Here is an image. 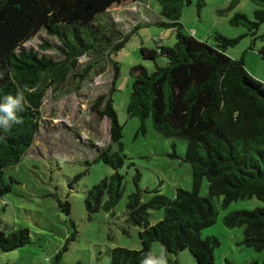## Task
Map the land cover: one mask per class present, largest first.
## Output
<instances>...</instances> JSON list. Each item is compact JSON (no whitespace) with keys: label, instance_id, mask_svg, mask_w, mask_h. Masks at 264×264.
Segmentation results:
<instances>
[{"label":"trees","instance_id":"1","mask_svg":"<svg viewBox=\"0 0 264 264\" xmlns=\"http://www.w3.org/2000/svg\"><path fill=\"white\" fill-rule=\"evenodd\" d=\"M121 1L0 0V103L9 95L24 98L21 109L16 110L22 122L12 124L8 131L0 126V198L12 191L15 182L13 178L7 182L5 171L16 167L41 135L42 107L48 91H78L84 82L112 65L109 92L98 96L90 111L99 121L109 120L110 143L106 148L96 147V161L111 167L114 173L87 191L85 206L91 219L99 212H114L121 201L124 176L120 170L127 156L123 126L113 99L120 68L112 56L122 50L136 28L123 34L116 23L108 24L103 19ZM240 1L232 0L228 9L220 13H230ZM156 2L160 7L158 24L175 29L176 42L172 47L159 44L157 50L142 49L144 59L153 61L154 70L148 72L141 65L131 68L133 83L127 111L143 126L151 119L154 130L163 137L187 142L182 161L192 167L193 188L177 189L173 198L159 190L143 192L137 172L136 191L129 195L126 205V226L141 229L142 247H116L108 253L111 264H142L158 242L167 255V264H178L170 257L183 251H188L196 264H216L214 249L219 246L218 239L201 236L202 230L218 219L213 200L221 197L223 208L253 198L264 203V83L248 72L243 58L227 54L242 37L228 38L216 32L197 39L183 34V10L193 0ZM251 3L253 20L234 13L229 22L234 27H244L245 35L255 39L264 23V0ZM196 6L204 8L206 0H197ZM41 31L59 42L57 46L44 41L43 51L55 49L61 59L25 47ZM260 53L264 56V47ZM83 56L94 60L81 64ZM161 57L164 60H159ZM174 157H178L176 153ZM204 180L208 182L206 197L200 193ZM145 194L151 195L147 201ZM60 207L68 216L71 214L69 202H60ZM158 210H164V217L152 224L151 211ZM223 223L227 228H243L242 244L264 251V207L230 212ZM76 234L77 231L73 240ZM30 243L29 229L5 232L0 220V251L13 252ZM60 256L57 254V261ZM224 264L233 263L226 259Z\"/></svg>","mask_w":264,"mask_h":264},{"label":"rangeland","instance_id":"2","mask_svg":"<svg viewBox=\"0 0 264 264\" xmlns=\"http://www.w3.org/2000/svg\"><path fill=\"white\" fill-rule=\"evenodd\" d=\"M137 1L122 0L110 9L109 14L101 15L108 24L116 23L123 34L136 28L122 50L112 56L120 68L113 99L123 126L122 141L127 156L120 170L124 176L121 201L114 212H99L91 219L85 206L87 191L114 173L111 167L96 161L97 148H106L110 143L109 120L99 121L90 111L98 96L109 92L114 74L111 65L106 66L103 74L84 82L78 91L66 94L48 91L42 107L41 135L23 160L5 171L7 182H11V178L15 182L12 191L0 198L2 230L27 228L31 243L13 252L0 251V264H111L110 249L140 250L142 247L141 229L126 226V205L129 195L136 191L134 178L137 172L141 175L139 186L143 192L159 190L173 198L177 189L192 190V167L182 161L187 142L163 137L154 130L151 119L143 126L139 118L130 116L127 111L133 83L131 68L141 65L148 72L154 70L153 61L144 59L142 49L157 50L159 44L172 47L176 42V30L158 24L160 7L156 0ZM231 1L206 0V6L199 10L197 0H193V4L183 10L182 32L197 39L211 37L216 32L228 38L242 37L235 47L227 50V54L235 59L243 58L248 72L264 83V56L260 53L264 47V23L255 39L246 36L244 27H234L229 21L234 13L245 14L253 20L254 6L251 0H241L233 11L221 14ZM46 40L59 45L57 39L41 31L25 47L61 59L55 49L43 51ZM91 60L94 58L83 56L79 62L85 64ZM175 153L178 157H174ZM200 193L203 197L208 195L207 180ZM150 196L145 194L144 200ZM222 200L221 197L213 200L219 211L216 223L201 232L203 239L215 237L219 241V246L214 249L215 263L224 264L228 259L233 264H263L264 251L243 245V228H227L223 220L230 212L253 210L264 207V203L253 198L223 208ZM60 202L71 204L69 216L60 207ZM163 217L164 210L151 211L152 224ZM152 252L168 261L160 243L152 245ZM57 254H61L58 261ZM170 258L178 264H196L188 251Z\"/></svg>","mask_w":264,"mask_h":264},{"label":"clouds","instance_id":"3","mask_svg":"<svg viewBox=\"0 0 264 264\" xmlns=\"http://www.w3.org/2000/svg\"><path fill=\"white\" fill-rule=\"evenodd\" d=\"M23 96L20 95L17 98L11 95L4 97L3 102L0 103V126L8 131L12 124H19L20 121L16 116V110L21 109ZM142 264H167L166 259L161 256H156L153 253H148L142 260Z\"/></svg>","mask_w":264,"mask_h":264}]
</instances>
